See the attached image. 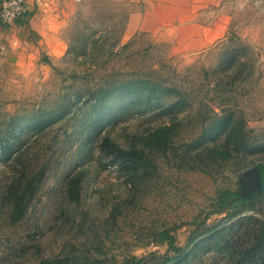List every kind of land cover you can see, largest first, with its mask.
I'll list each match as a JSON object with an SVG mask.
<instances>
[{
	"label": "rangeland",
	"instance_id": "obj_1",
	"mask_svg": "<svg viewBox=\"0 0 264 264\" xmlns=\"http://www.w3.org/2000/svg\"><path fill=\"white\" fill-rule=\"evenodd\" d=\"M140 1L43 0L32 16L48 24L41 34L30 13L12 23L0 20V264H264V190L237 210L218 201L223 189L251 193L255 167L264 163V0H195L197 22L227 24L225 35L201 50H184L173 26L149 32L139 31L138 22L131 31L125 27L121 42L135 38L142 54L111 65L118 72L159 69L166 53L174 72L161 68V76L191 94L188 107L170 116L163 107L168 97L150 107L123 95L91 99L96 80L88 60L81 65L66 56L79 8L106 38L117 17L141 7ZM230 34L249 45L253 74L239 72L225 101L235 111L237 139H216L228 154L216 156L219 162L207 170V147L214 142L193 147L191 140L210 107L219 111L207 97ZM148 43L154 47L146 52ZM172 124L166 149L155 153L156 165L143 176L110 164L100 151L105 137L139 148L150 132ZM194 157L204 160V169ZM23 175L38 181L25 213L13 219L5 196ZM163 230L177 249L159 241Z\"/></svg>",
	"mask_w": 264,
	"mask_h": 264
},
{
	"label": "trees",
	"instance_id": "obj_2",
	"mask_svg": "<svg viewBox=\"0 0 264 264\" xmlns=\"http://www.w3.org/2000/svg\"><path fill=\"white\" fill-rule=\"evenodd\" d=\"M92 1L95 6L99 3V0ZM130 12L131 10H124L117 17L116 25L110 27L108 31L109 36L104 38L102 33L106 32V30H94L91 28L88 19L81 14L79 8L69 25L70 33H75V35L67 39L66 56L72 57L75 61L80 59L78 64L81 65H84L85 63L83 62L88 60L87 71L91 72V77L96 80L94 86L91 88L92 90L88 89V96L91 99L104 100L109 96L123 95L129 96L133 102L146 104L150 107L154 101L168 97L171 100L164 104V112L169 116L173 115L177 111L188 107L191 94L186 89L182 91L173 82H166L167 79L161 76L163 73L159 71L161 68H168V70L174 72L172 70L173 67L165 59L166 53L164 54L165 57L162 55L163 58L158 63L159 69L146 71L135 68L132 71L118 72L115 66L111 65L113 61H121V59L130 60L142 54L140 49L133 46L135 38L124 43L121 42V35L127 25ZM95 32L99 33V36H94ZM146 46V52L151 47H154L152 43H148ZM222 46L218 55L217 67L214 70V73L219 76L211 87L214 91L212 99L207 97V105H213V102L210 103V101H215V107H218L219 111H215L214 107H210L207 115L203 116H207L205 117L206 122L200 123L198 134L191 140L193 147L199 141L206 139L207 144L214 142L212 143L214 144L213 146L207 147V170L210 169L213 163L219 162L215 158L216 156L223 158L228 154V152L222 151L224 148L221 144L218 145L216 139L224 134L226 138L237 139L236 135L239 130L236 128L234 122H232V116L235 114V111L232 110V104L225 101L230 97L228 95L234 92V87L238 86L236 82L241 77L240 75L244 74V78H250L253 74L254 66L250 47L243 43L239 36L230 34L228 38L226 37L223 40ZM149 72H159V75L152 78ZM208 74L207 68V77ZM237 74L239 75L237 76ZM174 129L175 126L173 124L171 126L164 125L156 128L146 137L145 146L143 145L139 148L135 146L120 147L111 143L108 137L103 138L99 144V148L101 153L109 158L110 164H116L127 172H132L133 175L143 176L149 167L156 165L154 158L157 154L155 153L166 149L170 136L174 133ZM197 154L199 155L200 153ZM194 160L198 164L197 167L199 169H204L203 159L194 157ZM256 167L261 176L262 188L259 191H252L244 196L231 189H223L218 194V201H220L222 207L228 206L237 210L264 190V163H258ZM21 177L16 184L12 183L9 185L5 196L9 205L8 211L13 219L20 218L25 213L27 202L31 198L38 181L33 176L26 177L23 175ZM75 180V183H77L78 179L76 177ZM158 239L160 242L166 241L170 249H177L174 244V237L168 231H161ZM166 261H160L157 264L166 263Z\"/></svg>",
	"mask_w": 264,
	"mask_h": 264
},
{
	"label": "crops",
	"instance_id": "obj_3",
	"mask_svg": "<svg viewBox=\"0 0 264 264\" xmlns=\"http://www.w3.org/2000/svg\"><path fill=\"white\" fill-rule=\"evenodd\" d=\"M27 16L31 15V26L39 34L44 33L43 29L48 26L46 23L35 20L33 14L37 5L43 0H26ZM181 5L179 0H141V7L133 9L129 13L126 30L131 31L138 22L139 31H154L162 27L170 28L173 26L178 33V40H185L184 50L195 51L204 47H209L217 40L221 39L227 29V24L222 19L206 25L196 21L197 5L195 0H184ZM222 0H207V3L216 4ZM1 5V0H0ZM160 12H162L160 14ZM178 15H175V13ZM38 14L35 15L37 17ZM55 23V21H53ZM136 22V23H135ZM60 23V20H59ZM51 25V24H50ZM50 28V26H49Z\"/></svg>",
	"mask_w": 264,
	"mask_h": 264
},
{
	"label": "built area",
	"instance_id": "obj_4",
	"mask_svg": "<svg viewBox=\"0 0 264 264\" xmlns=\"http://www.w3.org/2000/svg\"><path fill=\"white\" fill-rule=\"evenodd\" d=\"M27 11L26 0H1L0 20L12 23Z\"/></svg>",
	"mask_w": 264,
	"mask_h": 264
},
{
	"label": "water",
	"instance_id": "obj_5",
	"mask_svg": "<svg viewBox=\"0 0 264 264\" xmlns=\"http://www.w3.org/2000/svg\"><path fill=\"white\" fill-rule=\"evenodd\" d=\"M253 185H254L253 186L254 188L251 189L252 191H259L262 188V180H261V176H260V173L257 167H255Z\"/></svg>",
	"mask_w": 264,
	"mask_h": 264
}]
</instances>
